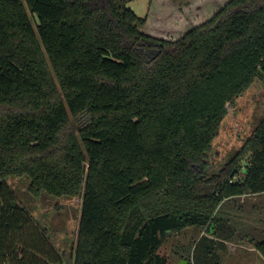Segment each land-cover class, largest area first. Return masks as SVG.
I'll use <instances>...</instances> for the list:
<instances>
[{
    "label": "trees",
    "instance_id": "1",
    "mask_svg": "<svg viewBox=\"0 0 264 264\" xmlns=\"http://www.w3.org/2000/svg\"><path fill=\"white\" fill-rule=\"evenodd\" d=\"M145 24L118 0H0V264L65 263L8 177L81 198L73 264H166L168 233L212 224L195 261L219 264L234 234L219 206L264 193V119L207 172L228 105L264 84V0H230L174 42Z\"/></svg>",
    "mask_w": 264,
    "mask_h": 264
},
{
    "label": "rangeland",
    "instance_id": "2",
    "mask_svg": "<svg viewBox=\"0 0 264 264\" xmlns=\"http://www.w3.org/2000/svg\"><path fill=\"white\" fill-rule=\"evenodd\" d=\"M230 0H118L139 18L145 19L142 32L159 39L176 41L193 27L210 19ZM34 28L37 19L29 12ZM264 119V84L257 79L250 88L228 105L219 137L208 153V175L218 174L245 146ZM243 160L240 177L245 175ZM18 202L32 215L37 225L46 229L54 245L65 259L73 264L81 216V198H55L42 192L33 196L28 187L30 179L8 177L5 179ZM216 217L225 220L233 237L219 240L213 246V262L219 264H264V254L257 247L264 244V193L234 197L224 201ZM216 224H214L215 233ZM206 228L188 227L180 232H170L162 240L158 254L166 264H196L195 250L202 237L215 240ZM255 243L253 247L244 242Z\"/></svg>",
    "mask_w": 264,
    "mask_h": 264
},
{
    "label": "water",
    "instance_id": "3",
    "mask_svg": "<svg viewBox=\"0 0 264 264\" xmlns=\"http://www.w3.org/2000/svg\"><path fill=\"white\" fill-rule=\"evenodd\" d=\"M213 228H214V224H212V225H211V234H213V233H214V230H213ZM180 264H186V263L182 261Z\"/></svg>",
    "mask_w": 264,
    "mask_h": 264
},
{
    "label": "crops",
    "instance_id": "4",
    "mask_svg": "<svg viewBox=\"0 0 264 264\" xmlns=\"http://www.w3.org/2000/svg\"><path fill=\"white\" fill-rule=\"evenodd\" d=\"M126 6V5H125Z\"/></svg>",
    "mask_w": 264,
    "mask_h": 264
}]
</instances>
